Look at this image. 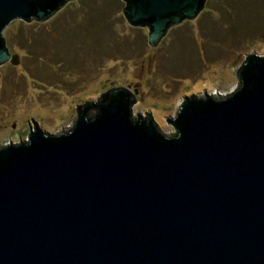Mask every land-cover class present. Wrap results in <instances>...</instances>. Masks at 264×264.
Here are the masks:
<instances>
[{"label": "water", "instance_id": "obj_1", "mask_svg": "<svg viewBox=\"0 0 264 264\" xmlns=\"http://www.w3.org/2000/svg\"><path fill=\"white\" fill-rule=\"evenodd\" d=\"M68 0H0L3 29L44 21ZM205 0H124L156 43ZM231 92L185 96L175 132L132 118L113 87L69 130L37 124L0 146V264H264V56L248 54ZM30 132V128H29Z\"/></svg>", "mask_w": 264, "mask_h": 264}, {"label": "rangeland", "instance_id": "obj_2", "mask_svg": "<svg viewBox=\"0 0 264 264\" xmlns=\"http://www.w3.org/2000/svg\"><path fill=\"white\" fill-rule=\"evenodd\" d=\"M124 6L68 0L44 21L14 19L3 29L16 58L0 65V146L23 142L36 124L53 134L69 130L85 102L94 113L113 87L133 94L132 118L148 114L171 135L185 96L231 92L246 56H264V0H205L194 18L169 26L154 46L146 26L127 23ZM207 81L212 85L195 89Z\"/></svg>", "mask_w": 264, "mask_h": 264}, {"label": "bare ground", "instance_id": "obj_3", "mask_svg": "<svg viewBox=\"0 0 264 264\" xmlns=\"http://www.w3.org/2000/svg\"><path fill=\"white\" fill-rule=\"evenodd\" d=\"M209 84H211V82L209 83V81H207V82H198L197 84L195 83V89L198 91L199 89H201V88H207V87H209ZM212 85V84H211ZM193 87V88H194ZM201 91V90H200ZM210 94H217V92H215V93H213L212 91H210ZM132 110H135V108H133ZM153 111V110H152ZM153 115H154V120H156V121H158V123H162V121H161V118H160V116L158 115V113L157 112H153ZM164 123V122H163ZM49 124V123H48ZM44 125V124H43ZM50 126V125H49ZM47 127V126H46ZM1 140V139H0Z\"/></svg>", "mask_w": 264, "mask_h": 264}]
</instances>
